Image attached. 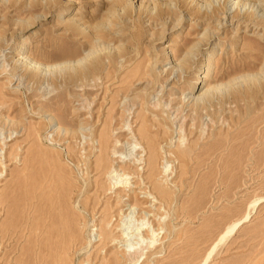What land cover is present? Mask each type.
<instances>
[{
  "label": "rangeland",
  "instance_id": "rangeland-1",
  "mask_svg": "<svg viewBox=\"0 0 264 264\" xmlns=\"http://www.w3.org/2000/svg\"><path fill=\"white\" fill-rule=\"evenodd\" d=\"M165 2L144 0L152 16L135 18L130 12L122 19L126 27L136 26L131 32L139 33L135 39L127 36L128 28L124 30L123 49H137L133 60L122 58L124 64L112 68L107 83L100 76L91 79L86 95L82 87L65 83L22 82L20 73L12 70L11 56L21 39L28 37V54L43 64L63 65L82 57L90 36L73 35L69 17L76 14L93 29L103 23L101 16L109 4L104 0H0V264H21L23 251L34 254L38 223L48 226L57 197L67 191L61 209L78 233L75 247L68 250L67 264H110L113 259L112 264H201L225 228L243 217L254 200L264 198V76L245 79L264 73V0ZM198 5L204 6L202 10ZM142 21L147 23L142 26ZM201 22L214 32L212 37L201 38L203 50L213 56L211 82L228 85L219 91L214 104L199 107L198 113L196 107L185 106L181 113L179 97L188 94L190 82L195 83L198 75L180 78V73L173 74L167 69L171 66L166 64L167 53L172 49V59L181 58L176 56L178 44L193 43L203 33ZM199 59L203 65L208 62L206 55ZM139 65L148 71L140 81L133 75ZM160 68L165 71L159 74ZM95 81L106 83L109 89L94 86ZM136 84L141 89L145 86L142 100L138 98V103L125 110L124 120L113 111L114 124L125 121L121 139H126L117 138L121 124L111 130L112 157L99 172L95 166L111 101ZM43 107L50 113H39ZM142 113L148 114V123L154 122L147 123V136L159 139L155 143L158 163L151 165L147 162L149 141L141 139L140 144L132 132L140 127L138 115ZM49 114L55 116L53 122ZM159 131H166L167 137ZM131 137L139 142L138 152L136 143L127 140ZM121 154L127 160L133 158L131 163L137 166L115 171L116 166H124L115 158ZM128 170L130 174L123 175ZM125 179V191L112 186ZM110 202L113 207L107 209ZM127 247L144 250L128 256ZM34 256L31 264H37ZM207 264H264V199L250 221L222 243Z\"/></svg>",
  "mask_w": 264,
  "mask_h": 264
},
{
  "label": "bare ground",
  "instance_id": "bare-ground-1",
  "mask_svg": "<svg viewBox=\"0 0 264 264\" xmlns=\"http://www.w3.org/2000/svg\"><path fill=\"white\" fill-rule=\"evenodd\" d=\"M101 1V0H100ZM108 1V0H106ZM147 1V0H146ZM153 1V0H151ZM162 2H165L167 0H159ZM170 1V0H169ZM172 1V0H171ZM195 0H192V2H194ZM262 1V0H261ZM139 2V1H138ZM133 3V0H110V2H105L104 3H108L109 4V8L103 13V15L101 16V18L105 19V18H112L110 21L104 22L105 20L102 19L103 23H97V25L93 26L90 28V26L82 20L81 17H77L76 14L71 15L69 18V29L71 31V33L73 35L75 34H82L84 36L89 37V42H90V46H86L83 52V56L76 59V60H72L66 63H63V65H50V64H43L41 63V61H37V59L35 60L34 57L30 54H28L27 52V48L25 47V45L28 42V37H23L20 41L21 46L19 47L18 51L16 53H14V55L11 56L12 58V70L15 73H20L21 76V81L22 82H28L30 83L31 80H38L41 84L47 83L48 85H58V84H62L64 85H68L70 87H82L84 90L83 93H87V86L89 87V85H91V79L96 78V76H100L99 78H103L105 81L104 82H108L111 79V70L115 69L117 70L118 67L120 66L119 64H121V59L124 57L125 58H130L129 60L131 61V56H133V52L135 50H137L136 48H133L132 46H128L126 49H123V46L126 43V38L125 36L127 35L124 30L128 28V35L131 38H138L139 37V33L138 32H131L133 29L136 28V26H130V27H126L125 24L127 25L128 23H126V21L122 20L123 18H128V14L130 12H134L135 13V18H147V16H152L153 11L151 8H149L146 6V4H144V0H141V2L139 3ZM168 3V2H165ZM261 3V2H260ZM105 4V5H106ZM169 4V3H168ZM171 5V3L169 4ZM168 5V6H169ZM199 9H201V7H204L202 5H198L197 6ZM155 10V9H154ZM202 10V9H201ZM205 11V10H204ZM158 13V12H157ZM156 14V13H155ZM154 14V15H155ZM160 12H159V16H160ZM149 16V17H150ZM157 16V15H155ZM34 17V16H33ZM39 17V16H37ZM160 18H165V17H161ZM84 20H86V18H84ZM149 20V18H148ZM24 22V21H23ZM67 22V21H66ZM147 23V21H142V26ZM158 23V22H157ZM177 23V22H176ZM27 24V23H26ZM87 24V25H86ZM90 24V23H89ZM205 25L204 23H200L199 28ZM28 26V25H27ZM103 26V27H102ZM204 27V26H203ZM90 28V30H88ZM27 29V27H26ZM23 30V29H22ZM25 31V30H24ZM203 33L198 35L197 38H195L196 40L193 41V43H185V44H178L177 46V55L176 56H180L181 58L174 60V58L172 59L173 55V50L171 49L168 53H167V63L166 64H170V68L167 69H171L173 70V74L175 72H177L178 74L180 73L181 76H179L180 78L182 77V75L186 74V75H190V76H196L197 80L195 83L190 82L191 85V89L188 92V94L185 93V96L182 95L181 97H179L180 99V103L177 110L180 111L181 113L185 110V106L188 108L190 107L191 109L196 107V113H198V108L200 107H207L208 105H212L213 102H215L216 96L219 93L220 90H223L224 88H226V86L228 85L227 83H214L211 82V78L214 77L215 74V67L213 66V61L212 58L213 56L209 53H206L203 49L205 48V41L201 40V38L204 39V37L208 36V37H212L214 32L210 29V27H204L202 29ZM200 32V31H199ZM89 33V34H88ZM152 34V33H151ZM163 34V33H161ZM181 33H178V38ZM2 37V36H1ZM73 37V36H71ZM141 37V36H140ZM196 37V36H195ZM200 38V39H199ZM126 39V40H125ZM199 39V40H197ZM211 39V38H210ZM129 41V40H128ZM186 42V41H184ZM88 43V41H87ZM94 45H91L93 44ZM204 45H203V44ZM96 44V45H95ZM97 44H99V46H101V48L99 47L98 49L101 50V52L97 49L96 46H98ZM89 45V44H88ZM210 48V47H209ZM153 49V48H152ZM174 49V48H173ZM210 50H216L215 48H212ZM139 51V50H138ZM150 51V50H149ZM148 51V52H149ZM154 51V50H152ZM204 51V52H203ZM100 52V53H99ZM140 52V51H139ZM10 53V52H9ZM138 53V52H136ZM139 54V53H138ZM141 54V53H140ZM139 54V55H140ZM147 54V53H146ZM146 54L144 55L146 57ZM138 55V56H139ZM154 55V54H153ZM201 55H206L208 56V62L206 64L203 65V63H201L199 56ZM141 56V55H140ZM143 56V57H144ZM150 55H148L147 58L150 59L149 57ZM153 57V56H151ZM148 59V60H149ZM133 60V59H132ZM144 59H142L143 61ZM153 60V59H152ZM144 62V61H143ZM142 62V63H143ZM130 63V62H129ZM147 63V62H146ZM141 64V63H140ZM122 65V64H121ZM142 65V64H141ZM139 65L138 69H135L134 71V78L138 77V81H140L141 79L145 78L147 76V72L146 69L145 71L142 69V66ZM150 65V64H149ZM156 65V63H155ZM63 66V67H62ZM147 66V65H146ZM124 67V66H123ZM144 67V66H143ZM159 67V66H156ZM113 68V69H112ZM122 68V67H121ZM151 68V67H150ZM152 68H154V66H152ZM143 71H142V70ZM156 69V68H155ZM161 70H158L159 74L163 73L165 71L162 70V68H160ZM196 69V70H195ZM152 70V69H151ZM157 70V69H156ZM168 70V71H169ZM203 70L204 72L201 73L199 75V71ZM140 71V72H139ZM264 71V70H263ZM151 72V71H149ZM154 72V71H153ZM151 72V73H153ZM172 72V71H170ZM156 73V72H154ZM166 73V72H165ZM169 73V72H168ZM10 74V73H9ZM132 75V74H131ZM130 75V76H131ZM132 75V76H133ZM139 75V76H137ZM152 75V74H151ZM183 75V77H184ZM131 76V77H132ZM159 76V75H158ZM264 76V73H257V74H249L247 76H245L246 80L247 78L252 79V78H256V79H261V77ZM150 77V76H149ZM154 77V76H153ZM186 77V76H185ZM243 77V76H242ZM133 78V77H132ZM152 78V77H151ZM158 78V77H157ZM244 78V77H243ZM97 79V78H96ZM150 79V78H149ZM153 79V78H152ZM131 80V79H130ZM129 80V81H130ZM137 80V79H136ZM178 80V79H177ZM186 80V79H185ZM236 80V79H235ZM240 80V79H239ZM244 80V79H243ZM102 81V80H101ZM127 81V80H126ZM128 83H134V80H131V82ZM153 81V80H152ZM158 81V80H157ZM214 81V80H213ZM37 82V81H36ZM38 82V83H39ZM96 82V81H95ZM154 82V81H153ZM237 82V81H236ZM103 82H96L94 84L97 85V87L100 89H105L107 88V90L109 89V86H106ZM125 83V82H124ZM187 84V83H186ZM64 85V86H65ZM92 85H93V81H92ZM129 86V85H127ZM141 86V85H140ZM140 86H133L130 87L128 90H126L125 88V93L124 95L120 96L115 95L114 98L112 99V110H109V114L105 120L104 123V127L105 129L102 131L101 133V141H100V147H101V155L97 161L96 164V170L97 171H102L104 169H106V164L107 161L109 162L110 160V151L112 150L111 146V130L113 128L116 129V126H119L124 120V115H125V110L129 109L132 105H135V103H138V101H140V97L142 100V96L141 95V90H143V87L141 89ZM53 87V86H51ZM59 87V86H58ZM164 87V86H163ZM57 88V87H56ZM51 89V88H50ZM55 89V88H54ZM52 89V90H54ZM77 89V88H76ZM90 89V88H89ZM165 89V87H164ZM71 90V89H70ZM78 90V89H77ZM75 91V90H74ZM79 92V90H78ZM143 92V91H142ZM72 93V92H70ZM120 93V92H119ZM144 93V92H143ZM142 93V94H143ZM81 93H79V96ZM71 95V94H70ZM73 95V94H72ZM83 95V94H82ZM87 95V94H86ZM75 96H78L75 95ZM89 96V95H88ZM125 96V97H124ZM84 97V96H83ZM86 97V96H85ZM90 97V96H89ZM121 97H124L123 99ZM218 97V96H217ZM82 98V97H80ZM79 98V100H80ZM139 98V99H138ZM84 99V98H83ZM144 99V98H143ZM91 100V98H90ZM106 100V99H105ZM123 100V101H122ZM187 100V101H186ZM144 101V100H143ZM173 101L171 100V103ZM142 103V102H140ZM147 103V102H146ZM149 103V102H148ZM214 104V103H213ZM147 105V104H146ZM201 105V106H199ZM38 106V105H36ZM148 106V105H147ZM167 106V105H166ZM41 107V106H39ZM52 108V107H51ZM118 108V109H117ZM59 109V108H58ZM131 109V108H130ZM147 109H149V106L147 107ZM40 112L39 113H44L46 115V113H50V111H48V109L46 108H39ZM118 111L119 114H121V117L123 120L121 121L120 119L118 121L115 122V124L113 123L114 119L116 118V114H113V111L115 112ZM144 110V109H143ZM152 110V109H151ZM155 110V109H154ZM202 110V109H201ZM163 111H165L163 109ZM145 112V111H144ZM148 112V111H147ZM201 113V111H200ZM147 113H142L140 115H138V118L141 119V123H140V127L138 128V130L134 129L132 132H134L135 134V139L138 138L140 140V144H141V139H147L149 141V145L147 146L149 149V153L150 156L147 160L148 164L151 165L152 163L157 162V159L159 158L158 153H159V149L156 147L155 143L157 140H155L154 138H152L153 136L148 137L147 133L149 132V126L148 124L154 123H148V117L146 115ZM189 114V113H188ZM191 114V113H190ZM158 115V114H157ZM126 116V115H125ZM188 116V115H186ZM195 116V115H194ZM115 117V118H114ZM196 117V116H195ZM199 117V116H198ZM50 120V122H53L56 118L53 114H49L48 117ZM126 119V118H125ZM150 119V117H149ZM197 119V117L195 118ZM151 120V119H150ZM153 120V119H152ZM151 120V121H152ZM157 120V119H156ZM194 120V119H193ZM158 121V120H157ZM157 121L155 122L157 124ZM214 122V121H213ZM60 123V122H59ZM58 123V124H59ZM148 123V124H147ZM159 123V122H158ZM195 124V123H194ZM158 125V124H157ZM151 126V125H150ZM61 125H59V129H60ZM81 127V126H80ZM83 127V126H82ZM125 124H121V126L118 128L120 129L118 134H120V136H117V138H119V141H122L126 138L121 139V136L123 135V132H126V130L124 129ZM159 127H161L159 125ZM65 129V128H63ZM114 129V130H115ZM194 129V128H193ZM73 130V128L71 129ZM79 130V129H78ZM67 132L70 130H66ZM74 131V130H73ZM71 131V132H73ZM161 131V130H160ZM159 131V132H160ZM76 132L75 136H77V130L74 131ZM81 132V130L79 131ZM67 133V134H69ZM96 133V131H95ZM122 133V134H121ZM127 134V133H126ZM151 133H149L150 135ZM161 134H166L165 136L167 137V132L163 131L160 132V136ZM74 135V134H72ZM92 135V134H91ZM97 135V134H96ZM99 135V134H98ZM71 136V135H70ZM94 136V135H93ZM69 137V135H68ZM74 137V136H73ZM156 137V136H154ZM158 137V134H157ZM164 137V136H163ZM76 138V137H74ZM134 138V137H133ZM128 142H130V144L136 143L135 145V149L138 152L139 149H137V145L139 142H134L132 141V137L131 138H127ZM126 140V141H127ZM158 142V141H157ZM158 145V143H156ZM72 148L71 146H69V149ZM114 148V147H113ZM146 148V147H145ZM111 149V150H110ZM75 150V148H74ZM77 150V149H76ZM71 152V150H69ZM73 151V150H72ZM74 152V151H73ZM112 152V151H111ZM77 152L75 151V154ZM71 154V153H70ZM160 154V153H159ZM74 155V154H72ZM70 155V157L72 156ZM91 155V154H90ZM89 155V156H90ZM137 156V155H136ZM91 157V156H90ZM114 158V157H113ZM117 159V163H121L124 166H116L115 171L118 170L119 167H122L121 169L123 170H127V168H135V164H133V162L131 163V160L133 159H129L127 160L126 157H123V154L115 157ZM114 158V159H115ZM77 159V158H76ZM82 159V158H81ZM85 159H87V156L85 157ZM79 160V157H78ZM77 160V161H78ZM90 160V159H89ZM88 161V159L86 160ZM86 161H84L86 163ZM113 161V160H112ZM89 164V162H87ZM135 163V162H134ZM158 163V162H157ZM94 164V163H93ZM91 165V164H89ZM88 165V166H89ZM87 166V167H88ZM93 166V165H92ZM110 166V165H109ZM152 168V167H151ZM91 169V167H90ZM154 170V168H152ZM88 170V169H87ZM95 170V171H96ZM131 170V171H132ZM90 171V170H89ZM108 171V169H107ZM130 171V172H131ZM135 171V169H134ZM119 172V171H118ZM129 170L128 173L124 172L123 175H128L130 174ZM155 172V171H154ZM91 173V171H90ZM136 173V172H135ZM138 173V172H137ZM139 174V173H138ZM149 175V174H148ZM149 176H152V172L150 173ZM153 178V177H152ZM151 179V177L149 178ZM127 179H125L123 182V184H121V182L117 181L115 184H112V186L114 185L116 187V189L118 190H122L124 189V191L126 190L125 188L128 187V181H126ZM132 183V182H131ZM130 184V183H129ZM106 186V185H105ZM110 186V187H112ZM109 188V187H108ZM70 189V188H69ZM110 189V188H109ZM71 190V189H70ZM117 190V191H118ZM72 191V190H71ZM75 191V189L73 190ZM123 191V190H122ZM66 192V191H65ZM106 192V191H105ZM68 193V191L66 192V194ZM72 193V192H71ZM65 194V195H66ZM121 194V193H120ZM65 195H59L57 197L56 201V205H55V210L59 211V213L57 214L56 211L53 212L50 215V222L48 224V226L46 227V224L44 222H39L38 223V228L40 230L39 233H35L36 235V239L37 240V244H35V248L36 250H34V254L35 256H37V264L38 262H40V264H67V260L70 257L69 255V251L71 246H74L75 243V234L77 232V227H75L73 220L70 219L71 217L64 211L61 209L63 203L65 202L64 200L66 199ZM68 195V194H67ZM122 196V195H121ZM68 197V196H67ZM72 197V196H70ZM69 197V200H72ZM132 198L134 196H131ZM130 198V197H129ZM75 199V198H74ZM264 198H258L256 200H254L250 205H249V209L248 211L244 214L243 217L236 219L234 221H232L226 228L225 230L219 235V237L217 238V240L212 244V246L210 247L207 255L205 256V259L203 260V262L201 264H207L209 263L210 259L212 258L213 254L215 253V251L218 249V247L226 242L227 240H229L232 236H234V234L238 231V229L247 221H250L251 217L253 216V214L255 213V211L257 210V207L259 206V204L263 201ZM127 200V199H126ZM68 201V199H67ZM122 201V200H121ZM119 202V201H118ZM124 202V201H122ZM126 202V201H125ZM124 202V204H125ZM67 203V202H66ZM111 203V202H110ZM114 203V202H113ZM117 203V202H115ZM114 203V204H115ZM52 204V203H51ZM108 204V203H107ZM119 204V203H118ZM117 204V205H118ZM122 204V203H121ZM127 204V203H126ZM116 205V204H115ZM116 205V206H117ZM131 205V204H130ZM109 206V204H108ZM115 206V207H116ZM119 206V205H118ZM125 206V205H124ZM113 207V204L111 203L110 207H106L107 209ZM114 207V208H115ZM52 208V206H51ZM105 208V210H106ZM122 209V208H121ZM123 210V209H122ZM121 210V211H122ZM128 210V209H125ZM123 210V211H125ZM107 213V212H106ZM112 213V212H111ZM55 214H57L55 216ZM109 214V213H108ZM112 215V214H111ZM82 216V215H81ZM111 217V216H110ZM81 218V217H80ZM85 218V216H84ZM83 219V218H82ZM110 219V218H109ZM108 219H106L107 221ZM76 220V223H78ZM81 221V219H80ZM58 226V227H57ZM24 227V226H23ZM21 227V228H23ZM36 227V225H35ZM57 227V228H56ZM24 229V228H23ZM78 234V233H77ZM76 234V235H77ZM110 234V233H108ZM107 234V235H108ZM22 236V235H21ZM106 236V235H105ZM143 236L145 237V234L143 233ZM23 238L25 237L22 236ZM105 238V237H104ZM112 239V238H111ZM79 240V239H78ZM109 240V239H108ZM23 241V239H22ZM101 241V240H100ZM106 241V240H105ZM77 242V241H76ZM90 242V241H89ZM104 242V240H103ZM108 242V241H107ZM91 244V243H90ZM104 244V243H103ZM77 246V244H76ZM75 247V246H74ZM73 249V248H72ZM75 249V248H74ZM144 250V249H143ZM142 248H136V247H127L126 251L124 252L126 255L128 254V256H132L134 254H142L143 252ZM33 251V250H32ZM30 252H25L23 251L22 255L23 257L21 258V264H31V259H32V255H34ZM34 256V258H35ZM72 257V256H71ZM71 260V259H70ZM107 260V258H106ZM110 260V259H109ZM115 261V259H113ZM110 262V264H112V261ZM107 263V262H106ZM115 264V263H114Z\"/></svg>",
  "mask_w": 264,
  "mask_h": 264
}]
</instances>
